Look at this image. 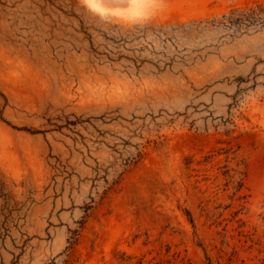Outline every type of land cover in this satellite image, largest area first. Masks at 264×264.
Masks as SVG:
<instances>
[{
    "label": "rangeland",
    "instance_id": "1",
    "mask_svg": "<svg viewBox=\"0 0 264 264\" xmlns=\"http://www.w3.org/2000/svg\"><path fill=\"white\" fill-rule=\"evenodd\" d=\"M0 264H264V0H0Z\"/></svg>",
    "mask_w": 264,
    "mask_h": 264
},
{
    "label": "clouds",
    "instance_id": "2",
    "mask_svg": "<svg viewBox=\"0 0 264 264\" xmlns=\"http://www.w3.org/2000/svg\"><path fill=\"white\" fill-rule=\"evenodd\" d=\"M89 11L97 14L101 19H112L127 24H134L144 19L148 9L152 7L153 0H130L127 10L110 7L107 0H81Z\"/></svg>",
    "mask_w": 264,
    "mask_h": 264
},
{
    "label": "trees",
    "instance_id": "3",
    "mask_svg": "<svg viewBox=\"0 0 264 264\" xmlns=\"http://www.w3.org/2000/svg\"><path fill=\"white\" fill-rule=\"evenodd\" d=\"M93 207V205L91 204L90 206H89V208H92Z\"/></svg>",
    "mask_w": 264,
    "mask_h": 264
}]
</instances>
